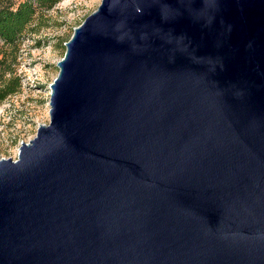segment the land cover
Here are the masks:
<instances>
[{
  "label": "water",
  "instance_id": "1",
  "mask_svg": "<svg viewBox=\"0 0 264 264\" xmlns=\"http://www.w3.org/2000/svg\"><path fill=\"white\" fill-rule=\"evenodd\" d=\"M0 159V264H264V0H101Z\"/></svg>",
  "mask_w": 264,
  "mask_h": 264
},
{
  "label": "rangeland",
  "instance_id": "2",
  "mask_svg": "<svg viewBox=\"0 0 264 264\" xmlns=\"http://www.w3.org/2000/svg\"><path fill=\"white\" fill-rule=\"evenodd\" d=\"M100 3L61 0L35 22V31L22 39L13 66L21 86L0 102V159L16 158L19 145L33 139L40 125L49 123V87L58 74L57 63L66 51L65 44Z\"/></svg>",
  "mask_w": 264,
  "mask_h": 264
},
{
  "label": "trees",
  "instance_id": "3",
  "mask_svg": "<svg viewBox=\"0 0 264 264\" xmlns=\"http://www.w3.org/2000/svg\"><path fill=\"white\" fill-rule=\"evenodd\" d=\"M61 0H9L0 2V102L16 94L20 81L14 74L19 45L22 39L35 30L33 26L43 14Z\"/></svg>",
  "mask_w": 264,
  "mask_h": 264
},
{
  "label": "built area",
  "instance_id": "4",
  "mask_svg": "<svg viewBox=\"0 0 264 264\" xmlns=\"http://www.w3.org/2000/svg\"><path fill=\"white\" fill-rule=\"evenodd\" d=\"M17 159V157L16 158H14V159H12L13 161H15Z\"/></svg>",
  "mask_w": 264,
  "mask_h": 264
}]
</instances>
